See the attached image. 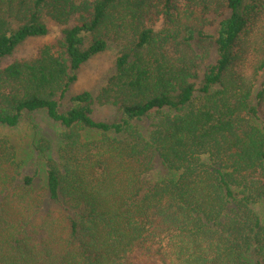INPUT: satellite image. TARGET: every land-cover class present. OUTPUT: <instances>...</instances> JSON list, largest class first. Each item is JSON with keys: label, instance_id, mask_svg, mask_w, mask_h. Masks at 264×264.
<instances>
[{"label": "trees", "instance_id": "trees-1", "mask_svg": "<svg viewBox=\"0 0 264 264\" xmlns=\"http://www.w3.org/2000/svg\"><path fill=\"white\" fill-rule=\"evenodd\" d=\"M34 112L64 146L0 144V264H264V0H0V127Z\"/></svg>", "mask_w": 264, "mask_h": 264}, {"label": "rangeland", "instance_id": "rangeland-1", "mask_svg": "<svg viewBox=\"0 0 264 264\" xmlns=\"http://www.w3.org/2000/svg\"><path fill=\"white\" fill-rule=\"evenodd\" d=\"M48 28L49 33L46 36L29 38L5 64L14 59L34 56L42 45L57 43L62 36L63 26L50 20ZM117 55V47H113L92 59L82 70L80 79L73 91L91 90L97 94L107 84L109 76L114 70ZM100 113L103 119H112L116 114L113 109L107 106H102ZM63 133L64 129L59 123L51 120L43 112H34L27 114L17 127H0V144L4 145V149L9 148L15 151L18 162L24 163L25 169L31 172L33 164L39 163L41 160L42 152L39 148H44L47 155L56 159L61 158L62 147L64 146L61 145ZM9 149L7 150L9 151ZM259 209L264 214V205L259 206Z\"/></svg>", "mask_w": 264, "mask_h": 264}]
</instances>
